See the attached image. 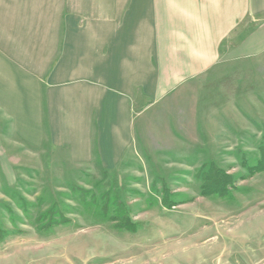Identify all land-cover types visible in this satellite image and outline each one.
Listing matches in <instances>:
<instances>
[{"label": "rangeland", "instance_id": "obj_1", "mask_svg": "<svg viewBox=\"0 0 264 264\" xmlns=\"http://www.w3.org/2000/svg\"><path fill=\"white\" fill-rule=\"evenodd\" d=\"M177 93L174 104L187 94L184 103L144 126L117 168L25 142L0 114V224L10 230L0 264H251L264 255V51L225 59ZM218 165L234 177L219 195L204 186Z\"/></svg>", "mask_w": 264, "mask_h": 264}, {"label": "crops", "instance_id": "obj_2", "mask_svg": "<svg viewBox=\"0 0 264 264\" xmlns=\"http://www.w3.org/2000/svg\"><path fill=\"white\" fill-rule=\"evenodd\" d=\"M262 51L264 0H0V114L25 142L117 168L180 89Z\"/></svg>", "mask_w": 264, "mask_h": 264}, {"label": "trees", "instance_id": "obj_3", "mask_svg": "<svg viewBox=\"0 0 264 264\" xmlns=\"http://www.w3.org/2000/svg\"><path fill=\"white\" fill-rule=\"evenodd\" d=\"M211 163H213V162H210L208 164V166ZM213 164L216 165V162L213 163ZM257 170H258V172L264 171V152L259 158V166H258ZM210 172L211 173H207V175H210L209 178H207V180H209V183L208 184L207 183L204 184V186L206 185L205 186V189H206L205 192H207V191H209L211 189L212 190L211 194H218L219 195V194H224V193L230 191V187H231V185H233V181H232V179L234 178L233 174H229V172L226 171V169H224L223 167H220V169L215 170L214 173H212V171H210ZM109 193L110 192H108V195H109ZM105 195H107V194H105ZM110 200H111V198H108L106 200V202L107 201L110 202ZM114 201L115 200H113V202ZM162 201L166 205H169V203L172 202V200H167V201L162 200ZM111 202H112V200H111ZM54 214L55 213L53 212L52 215L49 216L47 224H46L47 226H51L52 224H54V223H56L58 221L57 217H55ZM9 231H8V229H3V226L0 224V239L2 238V236L4 234L8 233Z\"/></svg>", "mask_w": 264, "mask_h": 264}]
</instances>
